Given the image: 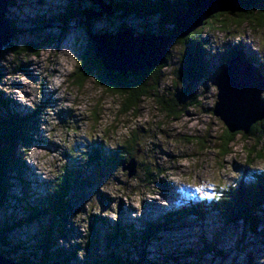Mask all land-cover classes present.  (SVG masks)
Instances as JSON below:
<instances>
[{
  "label": "rangeland",
  "instance_id": "1",
  "mask_svg": "<svg viewBox=\"0 0 264 264\" xmlns=\"http://www.w3.org/2000/svg\"><path fill=\"white\" fill-rule=\"evenodd\" d=\"M90 6L88 0H9L8 18L17 33L0 55V117L14 115L22 124L3 150L11 168L0 166V250L13 260L40 261L34 245L51 215L35 222L27 217L71 171L78 184L68 190L64 221L52 228L57 251L47 264H94L110 251L133 264L140 259L137 264H264V208L259 214L262 236L250 243L239 241L241 225L225 224L218 212L201 221L170 224L142 243L136 239L147 222L162 221L187 201L209 204L234 187L243 171L264 170V134L257 142L238 132L228 154L221 155L218 139L225 126L211 111L217 92L212 82L225 56L236 50L255 69L258 55L264 57V26L217 21L202 31L207 64L204 76L194 81L176 79L184 47L173 41L153 86L155 97L178 100L175 116L161 111L155 97L121 114L120 99L95 81L96 70L75 83L74 73L92 54L79 24V14ZM109 18L94 20L92 30L115 33L120 22ZM156 21L131 17L126 26L153 32ZM130 139L136 166L127 177L119 164L106 163V155L118 153ZM91 155L99 162L89 164ZM116 228L132 241L119 237L109 246ZM202 241L208 251L202 252ZM57 253L65 260L57 259Z\"/></svg>",
  "mask_w": 264,
  "mask_h": 264
},
{
  "label": "trees",
  "instance_id": "2",
  "mask_svg": "<svg viewBox=\"0 0 264 264\" xmlns=\"http://www.w3.org/2000/svg\"><path fill=\"white\" fill-rule=\"evenodd\" d=\"M190 1L191 0H108V3L113 7L110 16L120 22L115 31L129 28L126 26V21L131 17L141 21H148L153 17H157V26L153 32L150 30L135 32L133 30L134 33L174 35L176 33L175 21L177 16L187 9ZM262 14H264V0H238L231 11L226 12V14L217 13L211 16L203 23L199 30L190 33L185 38H175L173 41L175 43L179 42L183 44L184 47L177 63L178 68L174 73L176 79L185 82L198 80L204 76L207 61L203 63L202 57L207 55V53H204L206 42L201 41L200 37L202 31L213 29V25L217 21L222 25L242 24L263 27L264 15ZM79 15L82 17L81 13ZM110 16H108V19H110ZM211 18L213 21L210 20ZM236 53V50L228 52L223 63L226 64L228 59L236 55ZM168 58L169 54L166 56V62ZM250 60L255 62L252 56ZM257 60V63L255 62L257 71L259 73L264 72V57L258 55ZM166 62L155 69H146L137 74L130 73L122 75L104 70L100 66L99 61L93 54H91L89 58L84 57L80 64L79 71L74 73V79L75 83L80 85L81 82L89 77L91 71L96 70L95 81L100 84L106 92H109L111 95L117 96L120 99V113L127 114L129 111H133L143 98H153L156 96L153 86L158 84L156 73L165 66ZM175 102H178V100L170 99L169 101H164L161 98L155 97V103L159 105L160 110L164 111L168 116H175L177 107V103ZM1 107L2 105L0 103V108ZM8 121L17 127L7 129L6 124ZM21 124V119L14 115L11 116V118L8 116L4 118L0 117V166L2 164V166L6 165L5 167H8L9 169L11 168L12 164L10 165V162H8V155H6L3 150L9 149V141H14L12 133L17 137ZM223 130V136L218 139V148L221 155H226L230 150L229 145L234 141L238 132L230 133L226 128ZM263 134L264 117L254 123L246 135L254 137L258 142ZM133 145V139L126 141L124 146H121V151L118 153L116 152L114 155H106L108 159V162L106 163L119 164L121 170L123 164H126L130 159L135 160L133 151L135 148H133ZM98 162L99 159L95 155H91L88 158L89 164H96ZM68 174L69 176L66 177L64 184L58 185L54 193L51 196H48L45 202L42 205H39L35 212L30 213L29 217H27V220H30V222H35L44 216L51 215V222L43 228L40 238L34 245L35 249L40 254V261L37 263H29L22 260L25 264H47V262H50L48 257L56 250L52 243V228L56 226L55 223L60 224L64 221L65 213L69 204V199L67 200L68 190L78 184L76 178L77 175L74 176L75 174L73 172L71 173V171ZM186 203L187 204L184 208L174 210L171 213L164 215L160 222H147L145 230L140 232L136 239L142 243L170 224H178L187 218H195L196 221H201L210 212H218L223 218L225 224L241 225L243 227V233L240 235L239 241L243 240L250 243L251 240H258L262 236V221L259 218V214L264 208V170H251L249 173H247V170L243 171L241 178L237 181V184L234 187L225 189L222 195H217V198L213 199L209 204L193 201H187ZM92 227L93 225L90 228ZM129 236L130 235H128L126 231L119 235L118 228H116L110 236V242L108 245L114 246L115 244L113 243H117L119 237L124 239L128 237V240L130 241L131 239H129ZM201 245L202 252L203 250H209L208 243L202 241ZM55 256L57 259L62 258V260H65L58 253ZM138 262L142 263V260L140 259L139 261H136V264ZM94 264H133V262L123 260L121 257L115 256V254L110 251L107 256L98 259Z\"/></svg>",
  "mask_w": 264,
  "mask_h": 264
},
{
  "label": "water",
  "instance_id": "3",
  "mask_svg": "<svg viewBox=\"0 0 264 264\" xmlns=\"http://www.w3.org/2000/svg\"><path fill=\"white\" fill-rule=\"evenodd\" d=\"M88 1L91 6L83 9L79 24L86 29L92 54L104 70L125 75L162 66L175 38L188 36L212 15L231 11L238 0H191L187 9L177 16L174 35L135 34L129 28L115 33H96L92 30V22L110 16L113 7L108 0ZM8 5L9 0H0V55L17 33L9 22ZM212 85L217 91L212 114L230 133L247 134L250 127L264 117V100L261 98L264 76L256 68H251L243 57L234 55L229 58ZM135 166V160L130 159L121 170L131 177ZM0 264L25 263L12 260L0 250Z\"/></svg>",
  "mask_w": 264,
  "mask_h": 264
},
{
  "label": "bare ground",
  "instance_id": "4",
  "mask_svg": "<svg viewBox=\"0 0 264 264\" xmlns=\"http://www.w3.org/2000/svg\"><path fill=\"white\" fill-rule=\"evenodd\" d=\"M4 254V253H3ZM13 260V259H12ZM14 261H18V260H14Z\"/></svg>",
  "mask_w": 264,
  "mask_h": 264
},
{
  "label": "snow or ice",
  "instance_id": "5",
  "mask_svg": "<svg viewBox=\"0 0 264 264\" xmlns=\"http://www.w3.org/2000/svg\"><path fill=\"white\" fill-rule=\"evenodd\" d=\"M262 15H264V14H262Z\"/></svg>",
  "mask_w": 264,
  "mask_h": 264
}]
</instances>
